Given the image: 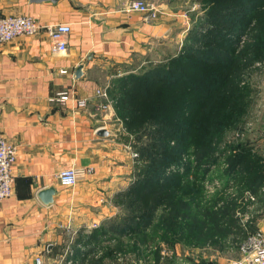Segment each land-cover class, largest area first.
I'll list each match as a JSON object with an SVG mask.
<instances>
[{"label": "crops", "instance_id": "crops-1", "mask_svg": "<svg viewBox=\"0 0 264 264\" xmlns=\"http://www.w3.org/2000/svg\"><path fill=\"white\" fill-rule=\"evenodd\" d=\"M128 1L0 0L3 14L70 26L62 53L51 51L42 32L0 45V133L15 148L11 194L0 200V264H34L36 257L42 264H116L101 242L114 234L104 222L119 215L113 199L130 182L133 159L118 139L121 125L112 106L94 96L100 85L93 73L114 70L131 56H152L155 41L181 17L171 0H143L158 10L145 22L121 11ZM64 90L86 98L85 107L73 111L69 102L49 100ZM99 128L107 136L97 135ZM72 165L91 173L62 188L55 175ZM47 187L55 192L44 204L37 192ZM251 225L264 233L260 195ZM105 248V256L93 254Z\"/></svg>", "mask_w": 264, "mask_h": 264}, {"label": "trees", "instance_id": "trees-1", "mask_svg": "<svg viewBox=\"0 0 264 264\" xmlns=\"http://www.w3.org/2000/svg\"><path fill=\"white\" fill-rule=\"evenodd\" d=\"M200 2L204 19L191 30L200 48L183 45L175 55L143 72L120 76L109 90L116 97L113 108L122 128L128 135L148 139L135 148L132 179L114 196L113 203L121 212L104 222L112 232L138 235L158 210L163 233L178 234L186 229L182 239L200 242L212 237L218 222L229 214L228 210L211 211L215 198L205 200L201 182L192 176L187 179L180 155L189 150L199 156L207 154L211 142L242 114L248 89L232 83L234 61L228 56L234 53L238 32L253 21L248 51L254 59L264 57V0ZM229 25L237 34L222 32ZM223 52L225 57L216 56ZM227 157L232 168H240L233 171L235 188L256 191L264 178V161L247 144L237 146ZM194 210L201 218L192 215ZM208 222L213 228L207 227ZM245 230L253 231V225L247 224ZM96 232L91 237L104 233ZM134 250L139 254L136 247ZM111 251L106 254L111 256Z\"/></svg>", "mask_w": 264, "mask_h": 264}, {"label": "rangeland", "instance_id": "rangeland-1", "mask_svg": "<svg viewBox=\"0 0 264 264\" xmlns=\"http://www.w3.org/2000/svg\"><path fill=\"white\" fill-rule=\"evenodd\" d=\"M171 4L173 6L178 5L180 20L176 24L174 23L172 27L170 26V32L165 39L155 41V49L157 47L158 49L152 56H148V58H142L141 55L131 56L129 60L117 64L114 70L93 73V76L97 77L100 85L99 89H104L106 92L107 99L102 100H105L112 108L116 103V97L113 91L109 92V90L112 89L113 85L116 86L117 78L124 76L126 73L143 72L149 66L163 62L167 57L179 52L183 45L196 48L202 46L200 42L193 40L194 35H191L192 28L196 24L201 25L204 19L200 0H171ZM254 26L255 23L251 21L250 24L244 27L242 33L237 30H233L234 33H232V26L230 25L222 27V32L230 34H237L238 32L233 43L234 53L228 57L233 58L234 61L231 72L232 83H235L238 87L245 88L246 86L248 89L246 105L245 94L243 98L244 109L242 114L233 124L224 128L220 136L211 142L207 154L199 156L195 151L189 150L180 155L182 168L184 171L187 169V179L192 176V180L195 177L196 180L201 182V190L204 193L205 200L215 198V206L211 211L218 213L219 210H228V216L222 217L218 222L215 227L217 232L212 237L199 242V240L182 239L186 234V229L178 234L163 233L162 228L158 226L160 225L158 223V214L160 213L157 210L152 221L140 228L138 235L128 234L127 231L120 234L114 232V234L110 233L112 237L114 236V239L106 237L105 240L101 241L104 242L103 245L114 250L111 251V254L115 260H117L116 254H119L118 260L123 257L122 262H130L131 260L135 264H227L229 260L238 258L237 248L243 239V234L246 232L243 219L246 204L243 202V189L239 191L233 183L234 178L236 179L233 171L240 168L237 166L232 168L227 154L231 150L235 151L237 146L247 144L252 153L264 161V57L254 59L248 51ZM218 55L216 56L225 57L224 52L222 55ZM118 120L120 121V119ZM245 123L251 124L247 130L244 128ZM120 125L122 127L121 122ZM241 133L242 136H240ZM128 134L120 128L118 139L124 144H130L134 152H137L135 150L136 146L144 144L148 140L145 136L138 139L133 134ZM126 139H128V142ZM263 181L264 178L260 184ZM247 189L245 188V190ZM117 209L121 212L118 207ZM192 215L195 218H201L197 210L192 211ZM227 221H230L231 225H228ZM107 223L109 222L107 221ZM212 226L210 222L207 223V227ZM170 241L174 243L172 244ZM135 247L138 252L140 251L139 254L135 250L132 251ZM107 250L106 248L105 250L95 249L93 254L98 256V251H104L103 256H105ZM102 262L101 260L100 264Z\"/></svg>", "mask_w": 264, "mask_h": 264}, {"label": "built area", "instance_id": "built-area-1", "mask_svg": "<svg viewBox=\"0 0 264 264\" xmlns=\"http://www.w3.org/2000/svg\"><path fill=\"white\" fill-rule=\"evenodd\" d=\"M121 11L126 13H138L142 19L147 22L156 17L158 10L152 4L143 0H129ZM42 32L48 39L51 51L56 53L64 52L67 44V36L70 33V26L67 23H40L30 15H6L0 11V45L9 41L15 36H32ZM94 96L107 99L104 89H96ZM51 102L63 104L69 102L73 111L83 108L86 105V98L77 97L73 91L64 90L57 92L55 96L50 97ZM102 109L106 108V104H101ZM250 123H245L244 128L247 130ZM121 130L124 129L121 127ZM243 134L241 133L240 136ZM129 151L132 159L136 157L129 144L123 146ZM15 158V148L11 142L0 133V200H3L11 194V184L13 181L12 165ZM91 173L90 167L78 168L68 166L61 168L55 175L57 183L62 188H71L76 182ZM257 195H260L264 202V181L257 187L256 191H243V202L245 212L243 214L244 226L251 224L257 203ZM95 224H92L94 226ZM239 257L232 261L231 264H264V233L258 229L247 231L237 248ZM118 255L116 254L117 261ZM148 260L146 259V262ZM130 263L135 264L130 260ZM34 264H42L39 257L34 259ZM126 264V262H125Z\"/></svg>", "mask_w": 264, "mask_h": 264}, {"label": "water", "instance_id": "water-1", "mask_svg": "<svg viewBox=\"0 0 264 264\" xmlns=\"http://www.w3.org/2000/svg\"><path fill=\"white\" fill-rule=\"evenodd\" d=\"M35 1H42V0H35ZM49 1H54V0H49ZM120 29L116 30V32H119ZM112 34H107L104 35L105 38H110ZM80 68L81 66H77L75 71H74V76L77 78L80 75ZM107 130L104 128H99L96 132L97 135L99 136H107ZM55 192V189L53 187H47L44 189H41L37 192V197L40 199V201L44 204L50 203L51 202V195Z\"/></svg>", "mask_w": 264, "mask_h": 264}]
</instances>
